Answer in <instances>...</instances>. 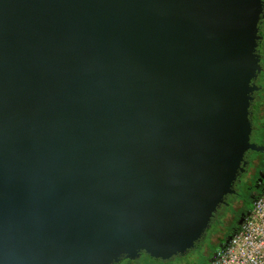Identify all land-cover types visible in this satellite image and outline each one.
<instances>
[{
	"label": "water",
	"instance_id": "95a60500",
	"mask_svg": "<svg viewBox=\"0 0 264 264\" xmlns=\"http://www.w3.org/2000/svg\"><path fill=\"white\" fill-rule=\"evenodd\" d=\"M262 11L0 0V264L195 248L237 193L246 152L264 151L250 141Z\"/></svg>",
	"mask_w": 264,
	"mask_h": 264
},
{
	"label": "flooded vegetation",
	"instance_id": "af4514ba",
	"mask_svg": "<svg viewBox=\"0 0 264 264\" xmlns=\"http://www.w3.org/2000/svg\"><path fill=\"white\" fill-rule=\"evenodd\" d=\"M257 34L259 36V39L257 40L256 53L259 55V63L261 65L262 71L261 73H258L257 77L252 81V85L256 88L251 94L253 100L251 101L250 114L253 128L250 136V141L251 143H255L264 147V0L263 11L259 20ZM245 161H247L249 164H247L246 171L241 175L240 179L235 185L237 193L232 197H228V199H233V202L231 203V213L226 212L225 214H221L218 211L212 219L211 227L208 229L205 238L202 239L197 244V246L202 241L208 238L209 231L219 221V219H221L223 220V226L220 231L211 235L210 242L215 248L216 253L220 249L224 248L228 240L234 234V224H240L242 218L245 220L246 216L249 213V207L264 191V151L256 152L249 150L245 154ZM248 176L253 177V180L247 182L248 191L242 192L241 186L243 185L244 179ZM143 258L154 259L149 257V255L143 253L136 259H122L119 263L116 264H142L141 260Z\"/></svg>",
	"mask_w": 264,
	"mask_h": 264
},
{
	"label": "built area",
	"instance_id": "2783aa9c",
	"mask_svg": "<svg viewBox=\"0 0 264 264\" xmlns=\"http://www.w3.org/2000/svg\"><path fill=\"white\" fill-rule=\"evenodd\" d=\"M209 264H264V191L253 203L240 229Z\"/></svg>",
	"mask_w": 264,
	"mask_h": 264
},
{
	"label": "rangeland",
	"instance_id": "374dc122",
	"mask_svg": "<svg viewBox=\"0 0 264 264\" xmlns=\"http://www.w3.org/2000/svg\"><path fill=\"white\" fill-rule=\"evenodd\" d=\"M253 180V177L248 176L244 179L243 185L241 186L242 192L248 191V184ZM227 212L231 213L230 210ZM223 226V220L219 221L209 231V236L206 240L202 241L198 246L188 251L185 255H178L168 261L154 260L150 258H143L142 264H208L215 255V248L210 242V237L213 233H217Z\"/></svg>",
	"mask_w": 264,
	"mask_h": 264
},
{
	"label": "trees",
	"instance_id": "16d2710c",
	"mask_svg": "<svg viewBox=\"0 0 264 264\" xmlns=\"http://www.w3.org/2000/svg\"><path fill=\"white\" fill-rule=\"evenodd\" d=\"M261 195V194H260ZM233 195H230L229 197H232ZM259 197V196H258ZM257 197V198H258ZM227 202H228V205H223L221 208H220V210H219V212L221 213V214H225L228 210H231V203L233 202V199L231 200V199H228L227 200ZM255 202V201H254ZM252 207H253V204L249 207V210H248V212L252 209ZM234 230H233V233H235V232H237L239 229H240V227H241V225L240 224H238V223H236V224H234ZM150 257V256H149Z\"/></svg>",
	"mask_w": 264,
	"mask_h": 264
}]
</instances>
